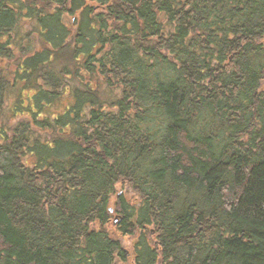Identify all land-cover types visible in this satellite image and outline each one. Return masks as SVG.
Returning <instances> with one entry per match:
<instances>
[{
  "label": "trees",
  "instance_id": "16d2710c",
  "mask_svg": "<svg viewBox=\"0 0 264 264\" xmlns=\"http://www.w3.org/2000/svg\"><path fill=\"white\" fill-rule=\"evenodd\" d=\"M0 264H264V0H0Z\"/></svg>",
  "mask_w": 264,
  "mask_h": 264
},
{
  "label": "water",
  "instance_id": "95a60500",
  "mask_svg": "<svg viewBox=\"0 0 264 264\" xmlns=\"http://www.w3.org/2000/svg\"><path fill=\"white\" fill-rule=\"evenodd\" d=\"M110 211H112V209H110ZM118 217L115 216V218L113 219V221L115 222L117 220Z\"/></svg>",
  "mask_w": 264,
  "mask_h": 264
}]
</instances>
